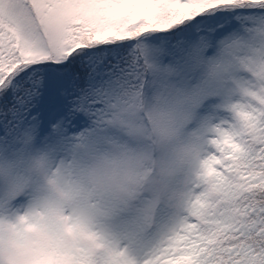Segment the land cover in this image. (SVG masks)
Wrapping results in <instances>:
<instances>
[{
    "label": "snow or ice",
    "instance_id": "1",
    "mask_svg": "<svg viewBox=\"0 0 264 264\" xmlns=\"http://www.w3.org/2000/svg\"><path fill=\"white\" fill-rule=\"evenodd\" d=\"M0 264H264V0H0Z\"/></svg>",
    "mask_w": 264,
    "mask_h": 264
},
{
    "label": "clouds",
    "instance_id": "2",
    "mask_svg": "<svg viewBox=\"0 0 264 264\" xmlns=\"http://www.w3.org/2000/svg\"><path fill=\"white\" fill-rule=\"evenodd\" d=\"M53 187H54V191H55L56 193H59V192H60V189H59L58 186H53ZM5 224H7V221L5 222Z\"/></svg>",
    "mask_w": 264,
    "mask_h": 264
}]
</instances>
